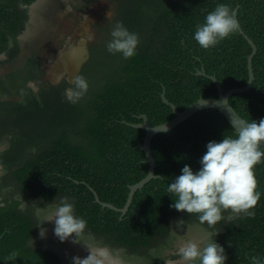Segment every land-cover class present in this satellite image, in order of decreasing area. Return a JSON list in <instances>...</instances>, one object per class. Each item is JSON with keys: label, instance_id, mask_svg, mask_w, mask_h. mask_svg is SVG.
Masks as SVG:
<instances>
[{"label": "trees", "instance_id": "16d2710c", "mask_svg": "<svg viewBox=\"0 0 264 264\" xmlns=\"http://www.w3.org/2000/svg\"><path fill=\"white\" fill-rule=\"evenodd\" d=\"M64 1L40 0L32 10L39 0H0V264H73V257L89 252L87 246L122 250V258L146 264L177 262V247L194 236L192 229L207 235L195 240L211 237L225 249V264H252V256L264 264V162L253 169L261 198L252 216L241 213L229 221V210L223 221L209 226L196 214L171 207L176 197L167 188L184 165L198 171L210 141L236 137L215 108L200 109L152 137L157 177L133 193L124 214L96 202L90 189L100 201L122 207L129 185L146 175L148 164L138 146L145 130L130 123L141 122V114L151 125L174 116L161 99L163 89L182 110L199 97L217 96L214 82L198 70L214 75L223 91L246 84L251 46L244 34L256 45L254 78L249 90L232 93L228 101L247 122L264 118V0H108L113 16L92 23L88 57L76 74L89 87L75 103L65 96L72 87L65 77L42 81L45 71L34 53L46 44L41 39L36 45L42 35L35 24L50 21ZM91 1L78 0L73 9L85 10ZM221 3L236 7L244 34L238 30L204 49L194 39L196 26ZM118 21L139 34L136 55L129 59L106 48ZM26 28L34 32L20 40ZM63 197L87 221L80 242H73L74 235L61 242L53 222H44L46 235H39L36 207ZM13 252L16 260L6 261Z\"/></svg>", "mask_w": 264, "mask_h": 264}, {"label": "clouds", "instance_id": "9594fccd", "mask_svg": "<svg viewBox=\"0 0 264 264\" xmlns=\"http://www.w3.org/2000/svg\"><path fill=\"white\" fill-rule=\"evenodd\" d=\"M239 27L235 10L228 4H217L208 12L204 22L196 26L194 39L199 46L209 49L236 33ZM110 37L106 44L109 53H120L124 59L136 55L140 43L138 33L130 32L118 21ZM71 83L72 87L65 90V96L75 103L87 93L89 85L82 75L74 76ZM232 127L236 128L235 138L224 135L219 142L210 141L199 161L200 169L194 171L189 165H184L181 174L167 188V192L176 197L171 207L189 215L196 214L201 223L209 226L223 221L224 213L229 210V221L241 213L254 215L252 210L261 198L253 169L264 162V118L259 122L251 120L238 126L232 122ZM27 205L25 202L23 207ZM35 215L39 219L36 226L40 228L39 235H46L44 222H53L54 234L61 242L73 235V242H80L79 238L87 226L86 220L75 215L74 205L67 197L36 207ZM87 248L90 254L86 258L73 257V264H106V249L94 251L89 246ZM176 255L179 256L176 264H225L228 258L225 249L211 237L207 241L187 239L180 242ZM17 257V253H10L6 261L16 260ZM250 259L252 264H262L258 257L252 256Z\"/></svg>", "mask_w": 264, "mask_h": 264}, {"label": "rangeland", "instance_id": "374dc122", "mask_svg": "<svg viewBox=\"0 0 264 264\" xmlns=\"http://www.w3.org/2000/svg\"><path fill=\"white\" fill-rule=\"evenodd\" d=\"M77 1L78 0H65L64 7L60 10H56V13L51 17L50 21H47L46 23L43 22V20L41 21V19H39V21L35 24L36 27H34V29L37 33V36L42 35L41 38L39 37V41L36 45L39 46L41 44V39H45L46 41V44L42 47L41 50H36L34 52L36 55H38V59L40 60L41 65L45 71V74L42 77V81L48 80L52 83H57L61 79V77H65L67 79L68 76L65 63L61 60L57 61V57L62 52L66 51L70 45L76 44L80 37H84L87 43V41L90 40L89 37H91L92 35V23L96 21L99 16H104L105 18H111L113 16L114 7L113 4L108 0H92L91 4H89V6L82 11L73 9V6L78 4ZM35 9L38 10V8L36 7ZM33 32L34 31L32 29H29V31L27 29V34H25L32 35ZM34 48L36 47H33V51ZM2 71L3 69H0V73ZM29 85L37 88L33 82H29ZM192 230H194L195 233L189 234L194 235L191 236L190 239H203L202 237L207 236L204 235V233L199 229ZM70 247L75 248L74 244H71ZM97 250H99V248ZM122 252V250L118 249L112 252L107 250L106 263L146 264L135 257L122 258ZM89 254L90 252H87V254L84 255V258H86ZM175 263L176 260H168L165 264Z\"/></svg>", "mask_w": 264, "mask_h": 264}, {"label": "water", "instance_id": "95a60500", "mask_svg": "<svg viewBox=\"0 0 264 264\" xmlns=\"http://www.w3.org/2000/svg\"><path fill=\"white\" fill-rule=\"evenodd\" d=\"M234 10L236 12V7L234 8ZM239 32L243 33L240 27H239ZM244 37L246 38L247 42L251 46V52L247 56L248 78H247L246 84L243 87H233L226 91H223L222 86L220 85V83L218 82V80L216 79L214 75L206 74L203 69L198 70L197 74L206 75L208 78H210L214 82L216 91H217V96L216 97H199L197 98V100H195L191 104L185 106L182 110H178V108L165 97V90L163 89L160 95L161 99L164 103L170 106L174 116L166 122H163L157 125H151L147 116L145 114H141L140 115L142 119L141 122L130 123V125H132L133 127H139L145 130L144 135L142 137V141L141 143L138 144V146L144 152V155H145L144 161L148 164L146 175L143 178H141L138 182L129 185V192L127 195V199L122 207H117L111 203L100 201L96 192L92 188H90L93 192L94 199L96 202L100 203L103 207H108L112 210L119 211L121 214H124L129 207V204L133 197V193L137 189L141 188L151 178L157 177V175L154 173L155 161H154V157L152 155L151 146H150L152 137L156 133L168 131L169 129L176 126L177 124L185 120L187 117L192 115L194 112L200 109H203V108L211 107V108H215L219 113H221L231 125H232V122L234 125H237V126L247 122L235 111V109L231 106V104L228 101V97L232 93L249 90L252 85V80L254 78L253 71H252V65H251V59L254 53L256 52V45L247 35L244 34ZM67 55L69 57H66ZM72 56L75 59V63L72 64V67L67 69L66 67L67 64H65L67 76H68L67 79L69 83H71L72 78L76 76V74L80 70L82 63L88 57L86 39L84 37H80L76 45H72L66 53L60 55V57L66 63H67L66 58L72 59L73 58ZM60 57H57V61H59ZM233 128L236 131V128L235 127ZM262 144H264V142H262Z\"/></svg>", "mask_w": 264, "mask_h": 264}, {"label": "bare ground", "instance_id": "6f19581e", "mask_svg": "<svg viewBox=\"0 0 264 264\" xmlns=\"http://www.w3.org/2000/svg\"><path fill=\"white\" fill-rule=\"evenodd\" d=\"M73 45H76V44H73ZM71 46H72V45H70L69 48H70ZM69 48H68V49H69ZM68 49H67L66 51L62 52L60 55L66 53V52L68 51ZM60 55H59L58 57H60ZM73 56H74V55H73ZM73 56H72V57H73ZM66 57H69V56L67 55ZM59 60L63 61L65 64H67V65H66L67 69H69L70 67H72V64L75 63V59H74V57H73L72 59L66 58L67 63H66L61 57H60ZM56 65H57V64H56ZM53 69H54V68H53Z\"/></svg>", "mask_w": 264, "mask_h": 264}, {"label": "flooded vegetation", "instance_id": "af4514ba", "mask_svg": "<svg viewBox=\"0 0 264 264\" xmlns=\"http://www.w3.org/2000/svg\"><path fill=\"white\" fill-rule=\"evenodd\" d=\"M38 5H40V0H39V2H35V3H34V5L31 7L32 10H34L35 7L38 6ZM28 30H29V29H28ZM26 32H27V28L25 29V31L23 32V34L19 36V39H20V40L23 39V37L25 36V33H26ZM1 56H2V54H1Z\"/></svg>", "mask_w": 264, "mask_h": 264}]
</instances>
